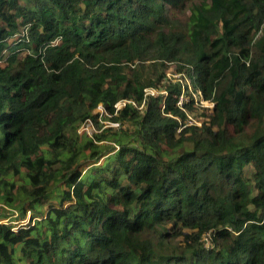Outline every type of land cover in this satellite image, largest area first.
<instances>
[{"label": "trees", "instance_id": "1", "mask_svg": "<svg viewBox=\"0 0 264 264\" xmlns=\"http://www.w3.org/2000/svg\"><path fill=\"white\" fill-rule=\"evenodd\" d=\"M27 213L0 264H264V0H0V218Z\"/></svg>", "mask_w": 264, "mask_h": 264}, {"label": "rangeland", "instance_id": "2", "mask_svg": "<svg viewBox=\"0 0 264 264\" xmlns=\"http://www.w3.org/2000/svg\"><path fill=\"white\" fill-rule=\"evenodd\" d=\"M186 14H187V12L184 11V13L182 15H179V17L181 16V18H183V17L186 16ZM165 77H166L167 81H163L162 84L160 85V88H159V90H161V93L164 94V95H166L167 93L164 91V89L162 87L164 85H167L168 82H172L173 84H175L180 79V81H179L180 83L188 85V79L186 77H183V78L180 77V74H177L175 72V66L171 65L165 71ZM191 91L192 90L189 88V92L190 93H192ZM153 93H156V92L154 90H150V94H153ZM183 96H184V98L186 97L185 94ZM183 96H182V98H183ZM196 96H198L197 93H192V97L194 98L195 102L197 101L196 98H198ZM195 105L199 109L198 108H194L191 112H186V120H187V117H188V119H190V120L192 119L193 121H195L197 123V126H201V123L203 121L202 114H204V112L207 109L208 110L211 109L213 104L209 103V102H205L202 99H200L198 103H195ZM118 108H120V107H118ZM203 110H205V111L203 112ZM95 112H98L100 115L103 114V110L100 108V106H98V108L96 109ZM103 123H104L105 126H108V122L107 121H103ZM111 126H116V125L115 124H111ZM84 128L90 134L95 131V128L88 121H87L86 124H84ZM79 133H82L81 129H79ZM14 217H15V215L6 217L7 219L0 218V223L1 224H10L11 226H13V230H16V229L20 228L21 226L25 225L28 222L29 214L27 213V216H26L25 220H18V219L14 218Z\"/></svg>", "mask_w": 264, "mask_h": 264}, {"label": "built area", "instance_id": "3", "mask_svg": "<svg viewBox=\"0 0 264 264\" xmlns=\"http://www.w3.org/2000/svg\"><path fill=\"white\" fill-rule=\"evenodd\" d=\"M198 96H200V93L198 92ZM181 102H182V96L179 98V101H178V104L179 105H181ZM87 123V122H86ZM85 123V124H86ZM191 124H194V125H196L197 126V123L195 122V121H193L192 119L190 120V119H188V117H187V120L185 121V125L187 126V125H191ZM81 128H79V129H81V132L83 133H86L88 136H90L91 134L90 133H88L86 130H85V128H84V124H82L81 126H80ZM79 129H78V133H79ZM204 240L206 241V242H208L207 241V239L206 238H204Z\"/></svg>", "mask_w": 264, "mask_h": 264}, {"label": "clouds", "instance_id": "4", "mask_svg": "<svg viewBox=\"0 0 264 264\" xmlns=\"http://www.w3.org/2000/svg\"><path fill=\"white\" fill-rule=\"evenodd\" d=\"M150 93V92H149ZM197 93V95H198V92H196ZM152 95V94H151ZM180 98V97H179ZM179 98H178V101H179ZM129 101H120V102H118L116 105H115V108L116 109H119L118 107H120L121 108V106H124L126 103H128ZM129 103H131V102H129ZM132 105H134L133 103H132ZM100 106V105H99ZM98 108V107H97ZM100 108L103 110V108H102V106H100ZM88 122H90V121H88ZM91 123V122H90ZM111 126V125H110ZM115 127V126H114Z\"/></svg>", "mask_w": 264, "mask_h": 264}]
</instances>
